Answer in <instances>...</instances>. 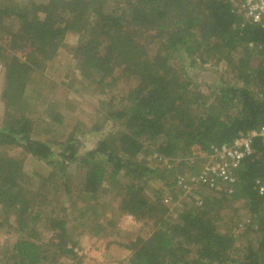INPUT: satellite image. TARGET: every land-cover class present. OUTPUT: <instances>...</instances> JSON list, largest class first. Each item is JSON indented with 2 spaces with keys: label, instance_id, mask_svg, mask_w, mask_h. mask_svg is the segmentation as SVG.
<instances>
[{
  "label": "trees",
  "instance_id": "trees-1",
  "mask_svg": "<svg viewBox=\"0 0 264 264\" xmlns=\"http://www.w3.org/2000/svg\"><path fill=\"white\" fill-rule=\"evenodd\" d=\"M232 1L37 0L29 9L17 4L0 5V25L5 27L10 17L17 24L11 31L10 45L20 44L26 49L24 56L0 53L4 66L1 101L5 110L0 143L22 148L33 158L47 162L57 174L40 176L30 184H70L68 164L83 169L79 180L89 193L96 192L106 180H116L121 173L128 178L121 200L123 212L136 217L152 212L155 216L149 237L130 243L128 264H187V254L193 247L195 264L234 261L230 253L235 237L221 232L218 218L209 213L219 200L205 196L201 209L185 210L176 221L165 213L159 215L162 205L151 204L141 195L143 188L139 185L156 169L138 160L139 155L152 150L169 163L181 157L180 163H186L192 148L207 153L212 146L230 143L264 124V23L245 22ZM71 32L79 37L74 52L82 83L87 81L89 87L103 95L96 111L104 122L94 127L102 132L89 148H80L76 131L53 144L50 139L35 138L32 120L11 112L26 98L29 87L36 92L43 87L48 79L44 71ZM176 53L190 58L187 67L172 64ZM196 55L203 63L206 56L225 61L231 73L245 84L222 82L214 98L209 99L197 93L190 87L189 78L182 79L180 75L182 71L194 76L189 75V70ZM255 57L260 61L254 68L251 62ZM235 106L238 110L233 114ZM59 118L54 115L53 119L59 122ZM53 125L47 123L44 131ZM108 125L114 128L108 130ZM252 146L254 152L238 171L232 197L244 200L250 219L239 230L245 232L255 226L260 238L257 245H246L243 260L237 264L264 263V198L255 184L258 178L264 180V142L254 138ZM20 164L11 158H0V205L7 201L8 209H19L15 222L25 231V236L13 244L9 264H55L36 242L37 230L28 227L23 215L28 202L12 192L17 184H28ZM196 168L189 163V171ZM166 184L173 186L175 178ZM225 195L231 197L222 196ZM39 215L29 213L28 218L36 220ZM49 223L54 244L62 255L74 254L67 244V221L51 219ZM3 225L1 219L0 230Z\"/></svg>",
  "mask_w": 264,
  "mask_h": 264
},
{
  "label": "rangeland",
  "instance_id": "rangeland-1",
  "mask_svg": "<svg viewBox=\"0 0 264 264\" xmlns=\"http://www.w3.org/2000/svg\"><path fill=\"white\" fill-rule=\"evenodd\" d=\"M37 0H0L2 4H17L19 8H30L32 2ZM42 1V0H40ZM9 18V17H8ZM17 26L13 17L5 22V27L0 25V45L3 55L15 54L24 56L25 48L20 44L12 47L10 45V34ZM78 34L68 33L63 46L58 51V56L46 68L47 80L38 92L28 88L26 98L21 99L11 112L17 116L25 114L33 123V136L38 139L63 141L71 131H76L80 148L94 146L95 140L102 131L94 130L104 122L101 114L96 111L102 94L88 86L87 81L82 83L78 68V61L74 49L78 42ZM203 63L199 56H195V63L189 70L190 77L180 72L182 79L191 82L190 87L197 93L214 98L222 82L224 84H245L243 79L237 78L231 73V67L223 60H216L206 56ZM190 58L174 54L172 64L176 68L187 67ZM260 58L255 57L251 62L256 67ZM4 73V71H3ZM3 76L0 78V88L3 87ZM124 85V84H123ZM118 90H121L119 88ZM238 107H234L232 113L236 114ZM59 114V115H56ZM59 116V122L53 118ZM5 120V110L0 101V126ZM47 123L54 124L49 131H44ZM80 123V124H79ZM77 124H79L77 128ZM112 125L106 126L111 130ZM76 128V130H75ZM114 128V127H113ZM58 148V147H57ZM57 152V149H55ZM191 157L201 154L197 148L191 149ZM189 154V155H190ZM188 155V156H189ZM187 157L185 159H189ZM0 158H11L19 161L22 172L28 179V184H17L12 188L19 199L28 202V209L23 214L28 222V227L37 231L36 242L44 248L49 260L55 264H128L132 255L129 245L136 238L146 239L155 227V216L152 212H145L141 216H134L123 212L122 199L125 194L126 183L129 179L122 173L114 181L106 180L99 189L92 193L84 190L80 184L83 169L74 164H68L66 175L70 184H30L40 176L56 177V172L48 166L47 162L39 161L25 153L16 146L0 143ZM184 159V161H185ZM138 160L145 166L156 169L154 173H148L140 180L143 190L141 195L150 203H159V215L165 213L170 220H178V216L185 210L201 209L181 191L176 188L167 187L166 182L179 175L189 172V161L180 163L183 158H176L171 163H162L154 152L147 151L139 155ZM23 161V162H21ZM191 165H197L199 169L202 159L198 158ZM51 173V174H50ZM2 188L4 186L1 184ZM205 196L216 198L219 204L210 207L209 213L217 220V226L221 232L231 233L236 242L230 257L234 261L227 264H237L243 260L244 250L247 244L257 245L260 238L255 226L247 231L238 229V223L246 219L248 213L242 198L235 199L232 196H222L203 189ZM165 196L171 197V203L163 201ZM7 201L0 205V215L4 220V227L0 230V264L10 263V253L14 242L20 236H25V231L20 230L15 222V216L19 209H8ZM18 203H16V206ZM166 211V212H165ZM39 212L38 219L28 218L29 213ZM51 219H64L67 221V244L73 248L74 254L62 255L60 249L54 244V236L50 229ZM73 245V246H72ZM195 248L187 254V264H195ZM177 264H184L182 261ZM196 264H200L199 262ZM264 264V263H262Z\"/></svg>",
  "mask_w": 264,
  "mask_h": 264
},
{
  "label": "built area",
  "instance_id": "built-area-1",
  "mask_svg": "<svg viewBox=\"0 0 264 264\" xmlns=\"http://www.w3.org/2000/svg\"><path fill=\"white\" fill-rule=\"evenodd\" d=\"M234 10L240 14L245 22L252 24L264 23V0H233ZM4 66L0 61V78ZM1 101V88H0ZM260 138L264 142V124L257 129L241 134L230 143L212 146L207 153H201L198 158L202 159V165L195 171H189L175 178V184L171 188L184 193L198 208L204 204L205 193L203 189L215 194H227L232 196L238 182V171L243 161L254 152L252 141ZM197 156L186 161L194 163ZM162 163H169L167 158L161 157ZM255 184L258 192L264 198V180L256 179ZM164 203L170 204L171 197L165 196ZM264 210V201H263ZM250 219L247 217L238 223V229H244L245 223Z\"/></svg>",
  "mask_w": 264,
  "mask_h": 264
}]
</instances>
